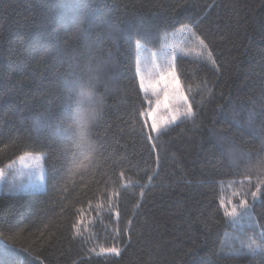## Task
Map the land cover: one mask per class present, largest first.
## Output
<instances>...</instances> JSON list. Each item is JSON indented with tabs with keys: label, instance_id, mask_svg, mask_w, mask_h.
<instances>
[{
	"label": "trees",
	"instance_id": "trees-1",
	"mask_svg": "<svg viewBox=\"0 0 264 264\" xmlns=\"http://www.w3.org/2000/svg\"><path fill=\"white\" fill-rule=\"evenodd\" d=\"M92 3L96 21L117 23L121 34L113 43L97 27L86 52L65 41L80 0H0V170L40 153L46 182L42 191L0 188V264H264V250L247 252L252 241L264 244V195L249 197L250 215L238 224L225 214L245 176L213 137L226 129L258 143L230 120L233 108L264 107V0ZM182 26L207 44L220 76L191 118L148 141L142 128L151 123L137 115L149 105L136 44L157 51ZM93 54L115 62L103 71L115 90L81 156L59 82ZM40 112L44 130L32 123ZM111 247L120 254L97 255Z\"/></svg>",
	"mask_w": 264,
	"mask_h": 264
},
{
	"label": "clouds",
	"instance_id": "clouds-1",
	"mask_svg": "<svg viewBox=\"0 0 264 264\" xmlns=\"http://www.w3.org/2000/svg\"><path fill=\"white\" fill-rule=\"evenodd\" d=\"M96 11L92 0H80V8L65 31V41L70 49L90 51L91 44L98 39L94 32L97 27H102L113 43L117 42L121 34L120 25L107 20L98 23ZM114 63L93 54L80 63L78 71L70 70L60 77L59 87L72 104L68 123L76 134L81 127L89 133L101 120L106 101L115 90L114 81L105 80L103 71L106 65L113 66ZM101 86L103 91L99 90ZM231 111V127L252 133L258 138V143L250 145L240 135L225 129L213 132L215 144L232 165L244 171L264 170V107L250 105L247 110L233 108ZM45 115L40 112L32 117L37 130H44Z\"/></svg>",
	"mask_w": 264,
	"mask_h": 264
},
{
	"label": "rangeland",
	"instance_id": "rangeland-1",
	"mask_svg": "<svg viewBox=\"0 0 264 264\" xmlns=\"http://www.w3.org/2000/svg\"><path fill=\"white\" fill-rule=\"evenodd\" d=\"M200 40L190 27L182 26L178 31L164 38V45L159 50H147L141 47L138 53L139 74L144 77L145 84L155 83L160 73L168 70L172 57L175 56L177 78L182 86V91L188 96V102L191 103L193 110H196L202 99H206L211 92L213 84L220 76L216 62L213 66L211 61L208 60V53L210 52L208 46L205 48L199 43ZM204 45L207 44L204 42ZM212 60H214L213 56ZM163 92V84L155 90V94L151 88L148 89L147 97L152 101L151 107H155V100L157 98L163 101ZM186 106L184 105V107ZM167 114L162 106L157 113L158 116ZM147 120L151 123V117H148ZM28 154L43 157V154L40 153H25L21 155L25 157L23 161L19 159L20 156L1 169L0 188L6 186L12 191L26 192L42 191L46 188L44 159L41 162L44 168V179L40 180L39 176L41 172L37 167V161L29 158ZM242 198L235 192L229 202H225L224 204L227 211L231 212L235 207L239 213V201ZM229 217L235 224L242 222L245 218L239 217L238 219H234L231 216ZM240 229H243V233L241 234L243 238L244 231L246 232L248 229Z\"/></svg>",
	"mask_w": 264,
	"mask_h": 264
},
{
	"label": "snow or ice",
	"instance_id": "snow-or-ice-1",
	"mask_svg": "<svg viewBox=\"0 0 264 264\" xmlns=\"http://www.w3.org/2000/svg\"><path fill=\"white\" fill-rule=\"evenodd\" d=\"M143 39H148L147 36L142 37ZM199 43L203 45L205 48L207 45H204V41L200 40ZM137 49H140L142 46L139 42L136 44ZM208 60L211 61L213 66L215 65V61L212 60L211 52L208 53ZM137 74H139V62L137 63ZM139 81V89L141 92L145 93V101L149 105V110L147 112H139L137 110V115H145L147 117H151V124L147 128H142L144 133V138L148 141H153L158 139V136L162 131L167 129L168 126L176 124L178 121H183L189 119L193 116V108L191 103L188 102V96L182 91V86L180 84L179 79L177 78V66H176V57H172V61L169 65L167 71L161 72L158 79L155 83L146 85L144 82L143 76H138ZM163 84L164 92H163V101L157 98L155 100V107H151L152 101L147 99L148 89L151 88L153 93L155 94V90ZM144 101L141 102V107L143 106ZM175 105V107H173ZM184 105H187L184 107ZM163 107V109L168 113L164 116H158L157 113L159 109ZM155 134V135H154ZM89 133L84 130L83 127L79 129V132L72 142L74 143L77 151L81 156L84 155L85 152L91 150V145L89 143ZM151 147L154 149L156 144L153 143ZM29 158L35 159L37 161V167L40 169L41 175L39 176L40 180L44 179L43 176V164L41 163L44 157L41 156H32L28 154ZM21 161L25 159L24 156L19 158ZM84 160L87 161L88 157H84ZM73 167H81L82 162L77 159L74 155L72 161ZM53 171H55V166H53ZM121 177L124 176V173H120ZM243 175L245 176V180L241 182V192L239 195L243 197L239 201V213L237 212V208H233L231 212H226L225 214L233 217L234 219H238L239 217H245L250 215V209L252 207L251 200H256L259 196L264 195V170L257 168L255 171L248 170L244 171ZM247 188V191L244 189ZM254 189V190H253ZM114 195L118 196V193ZM264 228V224L261 225ZM264 235V233H261ZM5 243H7L5 241ZM14 247V245H10ZM23 251H26L22 249ZM264 250V244H257L255 241L250 242L247 245V252L255 254L258 251ZM243 251V249H241ZM101 254H110V255H119L120 248L111 247L109 249L102 250L101 253H97V255Z\"/></svg>",
	"mask_w": 264,
	"mask_h": 264
}]
</instances>
